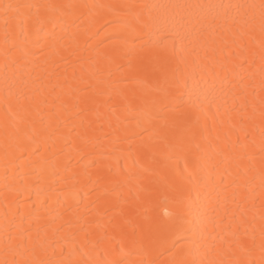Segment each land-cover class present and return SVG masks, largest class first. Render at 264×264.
I'll list each match as a JSON object with an SVG mask.
<instances>
[{
    "label": "bare ground",
    "instance_id": "6f19581e",
    "mask_svg": "<svg viewBox=\"0 0 264 264\" xmlns=\"http://www.w3.org/2000/svg\"><path fill=\"white\" fill-rule=\"evenodd\" d=\"M262 2L0 0V264H264Z\"/></svg>",
    "mask_w": 264,
    "mask_h": 264
},
{
    "label": "snow or ice",
    "instance_id": "6c2138e0",
    "mask_svg": "<svg viewBox=\"0 0 264 264\" xmlns=\"http://www.w3.org/2000/svg\"><path fill=\"white\" fill-rule=\"evenodd\" d=\"M8 7L10 8L11 5H9ZM250 7H255V5H252V6H250ZM260 8H261V10H262V19H264V2L261 3ZM137 19H139V18L137 17ZM145 23H147V22H145ZM262 28H264V25H262ZM262 59H264V57H262ZM182 83H183V80L180 79V78H177V79L174 81V84H175V87H176V88H179V87L181 86Z\"/></svg>",
    "mask_w": 264,
    "mask_h": 264
}]
</instances>
